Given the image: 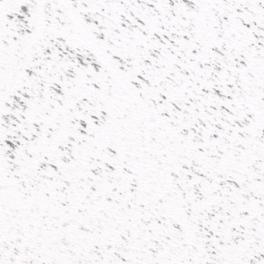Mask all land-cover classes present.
Wrapping results in <instances>:
<instances>
[{
    "label": "snow or ice",
    "instance_id": "obj_1",
    "mask_svg": "<svg viewBox=\"0 0 264 264\" xmlns=\"http://www.w3.org/2000/svg\"><path fill=\"white\" fill-rule=\"evenodd\" d=\"M0 264H264V0H0Z\"/></svg>",
    "mask_w": 264,
    "mask_h": 264
}]
</instances>
